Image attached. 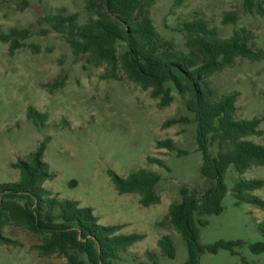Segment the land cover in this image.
I'll return each mask as SVG.
<instances>
[{
    "label": "rangeland",
    "instance_id": "rangeland-1",
    "mask_svg": "<svg viewBox=\"0 0 264 264\" xmlns=\"http://www.w3.org/2000/svg\"><path fill=\"white\" fill-rule=\"evenodd\" d=\"M61 8L76 12L79 23L87 18L84 0H28L25 8L19 0H0V182L17 180L19 170L13 163L29 159L44 145L43 160L52 173L43 183L46 188L59 198L90 207L99 223L120 225L118 233L145 234L122 251L115 264H182L187 259L186 242L168 222H162L168 205L180 200L181 186L201 194L210 184L200 173L202 158L195 123L162 126L170 117L189 114L184 96L173 90L172 102L160 108L149 90L127 79L123 72L119 80L102 78L104 67H95L86 54L74 56L59 33L51 30L40 34V29L50 28L44 17ZM227 11L238 15L236 26L222 23ZM152 16L158 30L179 47L183 40L175 27L194 16H202L224 36L236 27H247L259 45L264 44V18L245 12L243 0H184L178 6L174 0H158ZM13 27L28 28L31 35L23 46L9 52L10 43L1 35ZM209 80L217 96L238 92L236 118H259L263 134L250 138L264 142V60L237 57ZM55 81L62 83L53 86ZM29 107L44 113L45 119L34 122L28 118ZM166 138L185 153L177 155L156 146L158 140ZM147 156L161 159L168 168L149 163ZM141 167L160 174L155 189L161 200L147 207L139 204L135 193H117L107 174L113 169L127 176ZM239 177L264 179V165L252 166L242 174L232 166L227 168L222 211L206 216V224L198 225V242L239 240L242 244L233 253L224 248L215 253L204 251L199 264H264V252L253 253L249 248L250 243L262 239L258 223L264 220V207L236 202L231 189ZM246 193L264 200V185ZM4 234L19 244H0V264H66L65 258L57 255L41 256L32 248L37 236L22 227L7 225ZM164 234L172 237L175 255L159 254L154 263L145 251L159 253L156 243Z\"/></svg>",
    "mask_w": 264,
    "mask_h": 264
},
{
    "label": "trees",
    "instance_id": "trees-1",
    "mask_svg": "<svg viewBox=\"0 0 264 264\" xmlns=\"http://www.w3.org/2000/svg\"><path fill=\"white\" fill-rule=\"evenodd\" d=\"M158 0H84L87 18L79 23L76 12L67 13L64 8L44 17L50 28H42L40 34L51 30L59 33L68 43L74 56L86 54L95 67H104L102 78L127 79L149 90L152 98L158 99L160 108L173 100L172 91L184 96V106L189 114L166 119L162 126L177 123H195L197 150L201 153L200 173L207 178L209 186L201 193L181 186L179 201L168 205L164 221L178 231L187 246V259L182 264H199L204 251L215 253L224 248L232 253L242 244L236 240H218L202 245L198 242V225H205V217L222 211V198L227 187L224 175L229 166L242 174L252 166L264 165V142L257 143L251 136L263 134L260 119L236 118V90L217 96L209 77L231 65L235 58L252 61L264 60V44L253 31L239 26L229 36H224L202 16H194L180 22L175 31L183 43L166 37L158 30L152 9ZM25 8L28 0H19ZM184 0H174L181 5ZM244 11L264 18L262 0H243ZM238 15L227 11L223 24L236 26ZM177 28V29H176ZM31 35L28 28H11L2 34L9 41V52L24 45ZM62 81H55L57 86ZM45 114L29 107L27 117L36 122L44 120ZM156 146L176 151L171 138L158 140ZM215 147L213 151L212 148ZM44 145L30 154L29 159H18L13 166L19 170L18 179L0 182V244L17 246L16 239L4 234L7 225L22 227L37 236L32 245L41 256L57 255L65 258L66 264H115L120 253L125 251L144 233H118L120 225L101 224L90 207L80 206L73 199L59 198L43 183L52 177L43 160ZM149 163L168 168L158 158L147 156ZM115 190L119 194L135 193L138 202L147 207L160 202L155 186L160 180L156 171L141 167L127 176H120L108 169ZM264 185L263 178H242L234 181L232 194L237 203L248 202L264 207V200L246 192ZM262 239L249 244L253 253L264 252V220L258 223ZM155 250H146L147 258L156 262L159 254L174 257L172 237L164 234L157 240Z\"/></svg>",
    "mask_w": 264,
    "mask_h": 264
}]
</instances>
